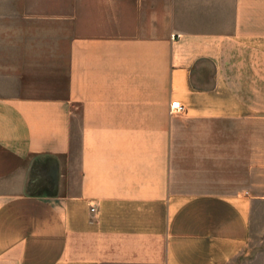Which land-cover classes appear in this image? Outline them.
I'll list each match as a JSON object with an SVG mask.
<instances>
[{
  "label": "crops",
  "instance_id": "obj_1",
  "mask_svg": "<svg viewBox=\"0 0 264 264\" xmlns=\"http://www.w3.org/2000/svg\"><path fill=\"white\" fill-rule=\"evenodd\" d=\"M28 1L0 0V264H264V0Z\"/></svg>",
  "mask_w": 264,
  "mask_h": 264
},
{
  "label": "rangeland",
  "instance_id": "obj_2",
  "mask_svg": "<svg viewBox=\"0 0 264 264\" xmlns=\"http://www.w3.org/2000/svg\"><path fill=\"white\" fill-rule=\"evenodd\" d=\"M38 8L40 10H52L57 11L60 15L65 13L66 9V0H41V2H35V1H28L27 2V9H35ZM42 21V23L40 22ZM36 23V24H57L60 26H65L66 19L65 17H57V18H42L40 20L30 19L28 18V24ZM262 135V134H261ZM264 137V135H262ZM261 136V137H262ZM255 140V143L259 141V138H253L252 141ZM239 151L242 150V147H236ZM250 150L254 159L251 164V177L245 178V182H250V187L252 193H258L264 191V162L258 161V158L264 157V146L259 145H252L250 146ZM222 170V169H220ZM238 170H241L239 168ZM214 181L218 182L217 188H219L220 191H225L227 188H230L231 184L237 185L241 184L243 179L242 177H236L234 179H227V178H218L214 179ZM215 188V185L213 186ZM257 217L259 219L264 217V210L257 213Z\"/></svg>",
  "mask_w": 264,
  "mask_h": 264
},
{
  "label": "built area",
  "instance_id": "obj_3",
  "mask_svg": "<svg viewBox=\"0 0 264 264\" xmlns=\"http://www.w3.org/2000/svg\"><path fill=\"white\" fill-rule=\"evenodd\" d=\"M169 106H170L171 110L180 109L182 107V105L180 104L178 99H172L169 102ZM91 209H92V207H91Z\"/></svg>",
  "mask_w": 264,
  "mask_h": 264
}]
</instances>
